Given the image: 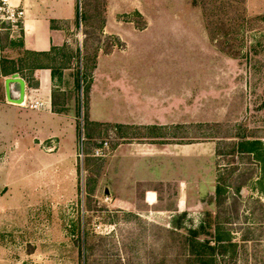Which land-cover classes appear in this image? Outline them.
<instances>
[{"label": "rangeland", "instance_id": "obj_1", "mask_svg": "<svg viewBox=\"0 0 264 264\" xmlns=\"http://www.w3.org/2000/svg\"><path fill=\"white\" fill-rule=\"evenodd\" d=\"M71 34L38 62L72 146L0 120V264H199L190 229L264 264V0H78Z\"/></svg>", "mask_w": 264, "mask_h": 264}, {"label": "crops", "instance_id": "obj_2", "mask_svg": "<svg viewBox=\"0 0 264 264\" xmlns=\"http://www.w3.org/2000/svg\"><path fill=\"white\" fill-rule=\"evenodd\" d=\"M25 9V17L21 29L9 30L5 24L0 26V59L13 60L16 72L25 82L26 100L39 98L45 102V107L32 110L16 103L9 102L5 93V78L8 75L0 74L2 97L0 98V120L15 124L17 134V150L22 153L30 151L29 145L39 149L42 142L53 138V145L62 148L72 146L75 138L71 116L66 112H59L55 106L56 101L53 92L59 88L56 75H52L48 65L32 68V57L28 53H49L52 47H60L71 41V34L76 29L77 2L78 0H11ZM76 36V35H74ZM40 57V56H39ZM29 64H28V63ZM27 64V65H26ZM59 91H63L59 88ZM17 84L10 85V95L17 98ZM12 116V117H11ZM94 121L103 118L92 117ZM71 142V143H68ZM30 146V147H31ZM32 148V147H31ZM37 151L38 154L42 151ZM67 150V149H65ZM32 151V150H31ZM39 158H41L38 155ZM50 160L49 155L42 156ZM155 164H161L156 161ZM33 164H49L43 161H33ZM143 163H146L143 161ZM55 164V163H53ZM137 164V163H136ZM140 181H144L141 180ZM148 193L145 201L150 205L152 201V189L146 187ZM145 197V196H144Z\"/></svg>", "mask_w": 264, "mask_h": 264}, {"label": "trees", "instance_id": "obj_3", "mask_svg": "<svg viewBox=\"0 0 264 264\" xmlns=\"http://www.w3.org/2000/svg\"><path fill=\"white\" fill-rule=\"evenodd\" d=\"M57 50L58 48L52 47L49 53H34V52L28 53L29 56L32 57V64H31L32 68L44 67V66H41L42 64L38 62V57L44 56L46 58L52 59ZM46 67L51 70V73L54 76L55 73H54L53 66L48 65ZM13 72H16V66L13 60L1 58L0 59V74L8 75ZM87 91H88V88H87ZM53 97H54V92H53ZM221 187H222V184H220L219 182L215 188V193L217 196L222 193ZM196 233H197L196 230L190 229L185 235L187 252L191 256L193 255L195 262L199 264H208L209 256L212 254L214 248L207 241L196 240Z\"/></svg>", "mask_w": 264, "mask_h": 264}, {"label": "built area", "instance_id": "obj_4", "mask_svg": "<svg viewBox=\"0 0 264 264\" xmlns=\"http://www.w3.org/2000/svg\"><path fill=\"white\" fill-rule=\"evenodd\" d=\"M25 17V9L18 4H14L11 0H0V26L5 24L11 31L21 29L23 20ZM20 106L27 107L32 110H39L45 107V102L39 98L32 100H26L18 104ZM108 152V142H102L98 147L94 149V155L102 157ZM147 197V196H146Z\"/></svg>", "mask_w": 264, "mask_h": 264}, {"label": "water", "instance_id": "obj_5", "mask_svg": "<svg viewBox=\"0 0 264 264\" xmlns=\"http://www.w3.org/2000/svg\"><path fill=\"white\" fill-rule=\"evenodd\" d=\"M17 84V98H12L10 95V85ZM5 93L6 99L9 102L20 104L23 101L25 94V82L19 77L18 73H12L9 77L5 78Z\"/></svg>", "mask_w": 264, "mask_h": 264}]
</instances>
